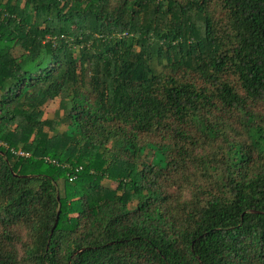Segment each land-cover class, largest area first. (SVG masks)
<instances>
[{"label":"trees","instance_id":"1","mask_svg":"<svg viewBox=\"0 0 264 264\" xmlns=\"http://www.w3.org/2000/svg\"><path fill=\"white\" fill-rule=\"evenodd\" d=\"M0 141V264H264V0H0Z\"/></svg>","mask_w":264,"mask_h":264},{"label":"rangeland","instance_id":"2","mask_svg":"<svg viewBox=\"0 0 264 264\" xmlns=\"http://www.w3.org/2000/svg\"><path fill=\"white\" fill-rule=\"evenodd\" d=\"M57 107H58V100L50 101L47 105H45L44 106L45 117H49V118L54 117ZM64 128H65L64 124L60 126L61 130H63ZM105 183L110 184V186H112V187H116V185H117L115 182L108 181V180H106ZM59 186H60L62 194H64L65 188H64V184L62 181L59 182Z\"/></svg>","mask_w":264,"mask_h":264},{"label":"built area","instance_id":"3","mask_svg":"<svg viewBox=\"0 0 264 264\" xmlns=\"http://www.w3.org/2000/svg\"><path fill=\"white\" fill-rule=\"evenodd\" d=\"M0 145L7 146L4 142L0 141ZM19 154H26L24 151H18Z\"/></svg>","mask_w":264,"mask_h":264},{"label":"water","instance_id":"4","mask_svg":"<svg viewBox=\"0 0 264 264\" xmlns=\"http://www.w3.org/2000/svg\"><path fill=\"white\" fill-rule=\"evenodd\" d=\"M57 222H58V218H57V221H56V224H55V226L57 225Z\"/></svg>","mask_w":264,"mask_h":264}]
</instances>
